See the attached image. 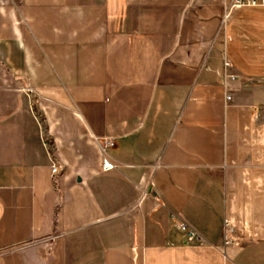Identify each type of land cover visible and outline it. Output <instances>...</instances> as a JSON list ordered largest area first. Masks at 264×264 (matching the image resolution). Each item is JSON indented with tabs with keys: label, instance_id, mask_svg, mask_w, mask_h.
I'll return each instance as SVG.
<instances>
[{
	"label": "crops",
	"instance_id": "crops-1",
	"mask_svg": "<svg viewBox=\"0 0 264 264\" xmlns=\"http://www.w3.org/2000/svg\"><path fill=\"white\" fill-rule=\"evenodd\" d=\"M227 1L0 0V264H264V4Z\"/></svg>",
	"mask_w": 264,
	"mask_h": 264
},
{
	"label": "built area",
	"instance_id": "built-area-1",
	"mask_svg": "<svg viewBox=\"0 0 264 264\" xmlns=\"http://www.w3.org/2000/svg\"><path fill=\"white\" fill-rule=\"evenodd\" d=\"M261 4H264V0H228L224 4L222 23L225 24V22L231 16L232 12L237 9H241V8L249 7V6H257ZM112 145H113V140L111 138H103L101 145H100L101 151L104 152L108 147ZM113 167H114L113 164L110 161H108L106 158L102 159L101 169L103 171L110 170ZM56 169H57L56 165L52 164L51 172L54 173ZM177 227L183 233L185 243L187 244L204 243V239L187 223L180 221Z\"/></svg>",
	"mask_w": 264,
	"mask_h": 264
}]
</instances>
